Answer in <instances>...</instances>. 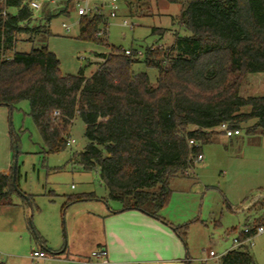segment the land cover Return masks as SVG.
Masks as SVG:
<instances>
[{
	"label": "trees",
	"instance_id": "trees-1",
	"mask_svg": "<svg viewBox=\"0 0 264 264\" xmlns=\"http://www.w3.org/2000/svg\"><path fill=\"white\" fill-rule=\"evenodd\" d=\"M166 1L182 4L179 25L190 33L177 32L169 48L144 50L143 62L159 70L153 84L146 72L133 71L139 59L119 47L99 54L105 60L90 76L85 67L76 74L61 72L59 57L47 45L17 50L20 35L28 34L29 41L50 29L47 24L31 26L33 11L24 0H0V105L13 110L27 100L49 154L67 148L79 117L88 143L73 157L84 170L98 172L109 191L105 200L161 220L173 193L171 179L187 176L189 155L201 152L223 132L218 126L227 123L240 129L256 119L249 132L264 130V95L240 93L248 73H264V0ZM52 16L47 15L48 22ZM101 24L106 19L98 13L81 15L79 37L108 44ZM152 31L165 33L158 27ZM189 139L200 144L189 146ZM16 161L15 156L10 170L0 172V206L13 204L12 195L18 191V166L13 180ZM95 197L94 192L73 194L65 205ZM172 228L186 244L188 225ZM221 264H254V258L242 244L228 250Z\"/></svg>",
	"mask_w": 264,
	"mask_h": 264
},
{
	"label": "rangeland",
	"instance_id": "rangeland-1",
	"mask_svg": "<svg viewBox=\"0 0 264 264\" xmlns=\"http://www.w3.org/2000/svg\"><path fill=\"white\" fill-rule=\"evenodd\" d=\"M120 1L117 16H108L105 10L99 14L106 19L100 29L108 44L79 37V6L94 7L100 0H56L35 10L36 16L30 23L31 26L47 24L51 33L42 32L29 41V35L22 34L17 50L30 51L47 45L59 57L61 72L76 74L85 67V74L89 75L105 60L97 54H109L115 47L143 51L153 46L169 48L174 42L170 43L169 39H175L177 32L190 33L171 23L170 15L176 19L182 4L166 0ZM51 13L53 16L48 22L47 15ZM165 26L178 29L169 31L171 38L168 36L166 41L164 34L158 33L159 29L156 33L152 31L154 27ZM96 56H100L98 62L94 61ZM138 59L132 66L133 71L146 72L156 84L159 70L147 66L142 56ZM240 93L245 97L264 95V73H248ZM29 111V102L21 101L7 119L8 135L11 138L14 133L17 152L13 147L4 149L5 136L0 133L1 163L9 157L12 165L16 156L19 191L31 195L28 200L17 191L12 195L13 204L0 206V257L6 264H29L31 251L41 248L43 243L48 257L40 264H84L92 254L85 248V241L99 232L91 225L90 213L106 208L107 204L102 198L65 203L73 194L95 192L99 197L109 194L98 172L84 170L73 157L88 143L85 124L77 117L71 127V138L76 142L62 152L49 154ZM256 122L251 119L243 123L241 133L231 137L217 133L212 142L203 145L204 159L196 162L195 173L176 176L173 181L171 199L162 212L176 225H188L186 243L191 264H201L199 259L209 249L222 254L235 244V234L245 225H257L256 219L264 220V130L257 127L249 132ZM247 203L248 208H244ZM232 227H237V231H230ZM215 233L219 236L214 237ZM246 249L253 255L255 264H264V232L255 235Z\"/></svg>",
	"mask_w": 264,
	"mask_h": 264
},
{
	"label": "crops",
	"instance_id": "crops-1",
	"mask_svg": "<svg viewBox=\"0 0 264 264\" xmlns=\"http://www.w3.org/2000/svg\"><path fill=\"white\" fill-rule=\"evenodd\" d=\"M180 13L177 14L176 19L173 18L175 15L170 16L171 23H176V25L181 28L178 22ZM158 28L166 30L164 35H162L164 41L168 40L169 37L171 38V36H169V31L172 33L175 30H178L176 27L169 26ZM171 40L169 39L170 43L173 42L174 37L171 38ZM99 57L100 56L97 58L96 56L95 59L97 60L94 61L98 62ZM94 71L89 75H86L90 76ZM11 116L12 109L7 105H0V133L5 136V141L3 142L5 150L12 147V136L9 138L7 125V119ZM8 158L5 159L6 162L2 161L1 163L0 160V172H8L10 170L11 164L9 163L10 161ZM174 180L175 177L170 181L172 190H174ZM107 197L108 196L99 197L96 194V197L93 198V200H99L100 198L105 200ZM86 200L90 199H84L81 201ZM110 201L114 200H105L107 204L106 208L102 207L99 211L97 210L90 213L91 225L93 226L94 231L99 230V232L98 234H91L92 236L87 237V240L85 241V248L90 251L89 254L97 247L106 248L108 254L100 264H191L192 257L189 255L187 243L183 244L181 239L175 233L172 225H176L177 223H174L165 212H162L165 208L161 211V215L164 218L161 220L137 209L124 210L122 204L117 201L113 202L114 204H112V206H109ZM78 202L80 201L75 203ZM244 206V208H248V203ZM230 231L236 232L237 227H232ZM241 234L242 233L240 232L235 234V238ZM218 236V233H215L214 237ZM244 245H248V243H244ZM239 246H236L235 244L230 245L221 255L223 256L228 250L238 248ZM86 260L83 261L84 264H87Z\"/></svg>",
	"mask_w": 264,
	"mask_h": 264
},
{
	"label": "built area",
	"instance_id": "built-area-1",
	"mask_svg": "<svg viewBox=\"0 0 264 264\" xmlns=\"http://www.w3.org/2000/svg\"><path fill=\"white\" fill-rule=\"evenodd\" d=\"M24 2H26L29 5V7L32 9L33 11L32 19H34L36 16L35 10L39 11L43 9L44 5L53 4L56 2V0H24ZM120 4H121L120 0H100V4L98 5L95 4L96 6L94 7L79 6L78 14L79 15H87L89 13L102 14L103 13L102 10L103 11L105 10L108 13V16L115 17L117 16L118 11H120V6H121ZM124 24L129 25V22L127 20H124ZM63 25L67 27V29H69V26L66 23H63ZM151 48H154V46ZM123 51L125 54L133 55L136 58H139L143 56L144 54V51L140 49H136L134 51L132 48H129V49H123ZM59 113L60 112L58 110L54 111V115L56 116L59 115ZM216 129L219 131H223L229 137L241 133L240 129L230 128L227 123L221 124ZM75 142L76 140L70 137L67 141V145L68 146L72 145ZM199 144L200 143L194 139L188 140L189 146H192V145L198 146ZM203 159H204V155L202 151L197 154L191 153L188 157V168L185 170V174L190 175L191 173H195V171L193 170V167L195 166L196 162L203 161ZM263 232H264V224L245 226L243 230L240 231V233L247 234L246 238L241 240L239 238L240 235L237 236L234 239L235 245L239 246L244 243H249V242L251 243L255 235L263 233ZM107 254L108 252L106 248L98 247L92 252L91 257L88 260H86L87 261L86 263L87 264H91V263L100 264L101 260L103 261L106 258ZM47 257H48V251L44 247L35 248L30 253L31 261L29 264H40L41 261H43ZM1 260L2 259L0 257V261ZM200 262L201 264H221L222 255L219 254L214 249H209L205 252L204 256L200 258Z\"/></svg>",
	"mask_w": 264,
	"mask_h": 264
},
{
	"label": "water",
	"instance_id": "water-1",
	"mask_svg": "<svg viewBox=\"0 0 264 264\" xmlns=\"http://www.w3.org/2000/svg\"><path fill=\"white\" fill-rule=\"evenodd\" d=\"M16 168H17V161L13 165V180L16 182ZM16 189L19 191L18 186L16 185ZM21 192V191H19ZM24 196L28 199V196L24 194Z\"/></svg>",
	"mask_w": 264,
	"mask_h": 264
}]
</instances>
